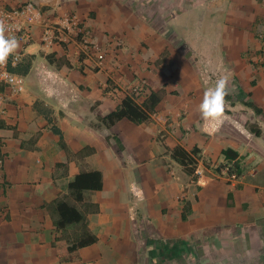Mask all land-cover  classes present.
<instances>
[{"label": "crops", "instance_id": "crops-1", "mask_svg": "<svg viewBox=\"0 0 264 264\" xmlns=\"http://www.w3.org/2000/svg\"><path fill=\"white\" fill-rule=\"evenodd\" d=\"M147 1L0 0L43 14L12 69L25 90L0 115V264H264V1ZM70 14L92 30L91 48L44 40L46 20ZM213 75L234 91L222 121L205 125L199 104ZM141 80L167 91L152 120L101 125L125 97L112 90ZM179 145L200 149V175L172 159L167 148ZM86 148L95 153L79 159ZM229 148L242 168L231 181L216 173ZM83 169L103 174V190L85 192L100 209L87 218L99 240L62 262L44 206Z\"/></svg>", "mask_w": 264, "mask_h": 264}, {"label": "trees", "instance_id": "trees-1", "mask_svg": "<svg viewBox=\"0 0 264 264\" xmlns=\"http://www.w3.org/2000/svg\"><path fill=\"white\" fill-rule=\"evenodd\" d=\"M262 54L264 56V47ZM167 55L168 52L166 51L161 55L158 62H163ZM254 84L253 82V85ZM166 94L167 91L165 88L159 91H150V94L141 104L137 102L135 98L127 95L122 99L115 111L103 118H99V122L105 127H111L123 119H127L136 125L149 123ZM229 99L230 97L227 96L226 100ZM245 105L251 108L256 114L261 113V109L251 101L247 102ZM254 127V125H248L251 132L256 136H260L261 131L256 130ZM118 144L120 145V142H118ZM62 147L67 150L66 146L63 144ZM167 149L171 153L172 159L181 165L185 172L196 176L197 166L201 159L200 149L195 147L188 151L180 145L173 149ZM93 153H95V149L86 148L78 154V158L83 160ZM223 155L226 162L216 170V173H220L221 169L228 168L230 173L240 175L242 168L239 153L229 148L223 150ZM1 157L2 152L0 149V158ZM62 165L63 164H59L58 166L61 167ZM103 187V174L100 171L83 169L75 176L74 180L69 183V194L58 197L52 203L44 206L54 219L57 236L53 243V247L57 250L58 258L62 262L79 261L80 250L98 242L99 239L97 235L89 228L87 218L89 213H98L100 209L97 205L85 202V192H98L103 190ZM188 211L189 208H185L182 216L183 219H186Z\"/></svg>", "mask_w": 264, "mask_h": 264}, {"label": "built area", "instance_id": "built-area-1", "mask_svg": "<svg viewBox=\"0 0 264 264\" xmlns=\"http://www.w3.org/2000/svg\"><path fill=\"white\" fill-rule=\"evenodd\" d=\"M264 1V0H263ZM264 3V2H263ZM43 14L33 4L27 3L17 8H11L0 5V20H3L10 29L8 35H14L20 42H29L32 38L33 28L41 21ZM46 27L44 29V40L60 42H69L70 39H80L87 48H91L88 43L93 33L92 30L78 19L76 15H67L64 23L63 21L46 20ZM264 39V37H262ZM20 60V54L15 53L9 57L8 62L0 66V83L6 88L0 93V115L4 116L7 113L8 100L13 95H19L25 90V81L22 76L14 73L12 69L17 66ZM123 93L124 96H131L140 104L143 99H146L150 94L146 80H141L137 86L131 90H122L121 88H114L113 94ZM196 171V175H200ZM217 175H225L230 181L237 180L238 174L230 173L228 168L221 169Z\"/></svg>", "mask_w": 264, "mask_h": 264}, {"label": "clouds", "instance_id": "clouds-1", "mask_svg": "<svg viewBox=\"0 0 264 264\" xmlns=\"http://www.w3.org/2000/svg\"><path fill=\"white\" fill-rule=\"evenodd\" d=\"M10 29L0 20V66L8 62L20 48V43L14 35H8ZM207 83V82H206ZM230 77L222 75L213 84L207 86L199 104V112L205 125L222 121L226 106V97L233 89H229Z\"/></svg>", "mask_w": 264, "mask_h": 264}, {"label": "rangeland", "instance_id": "rangeland-1", "mask_svg": "<svg viewBox=\"0 0 264 264\" xmlns=\"http://www.w3.org/2000/svg\"><path fill=\"white\" fill-rule=\"evenodd\" d=\"M155 1H156V2H158V0H155ZM147 3H148V5H149V6H151V7H152V6H153V4H154V0H148V1H147ZM210 27L212 28V27H213V25H212V24H210ZM116 49L118 50V49H119V47H118V48H116ZM218 78H219V77H217V75H213V76H212V80H214V79L216 80V79H218Z\"/></svg>", "mask_w": 264, "mask_h": 264}]
</instances>
